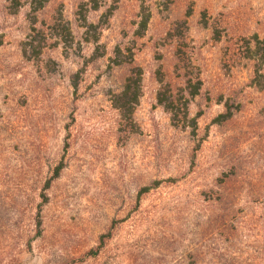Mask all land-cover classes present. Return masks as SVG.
I'll use <instances>...</instances> for the list:
<instances>
[{
	"label": "rangeland",
	"instance_id": "374dc122",
	"mask_svg": "<svg viewBox=\"0 0 264 264\" xmlns=\"http://www.w3.org/2000/svg\"><path fill=\"white\" fill-rule=\"evenodd\" d=\"M14 4L0 0V264H264V0ZM131 66L127 126L111 98ZM158 74L180 109L198 86L194 134L156 103Z\"/></svg>",
	"mask_w": 264,
	"mask_h": 264
},
{
	"label": "trees",
	"instance_id": "16d2710c",
	"mask_svg": "<svg viewBox=\"0 0 264 264\" xmlns=\"http://www.w3.org/2000/svg\"><path fill=\"white\" fill-rule=\"evenodd\" d=\"M13 4L15 3V0H9ZM28 3L29 8L33 13L40 11L43 9L45 4L48 2V0H26ZM19 5L14 4L15 8H18ZM149 13L145 11L143 8L141 9L140 16H139V22L135 31V35L138 37H141L146 30L147 24L149 22ZM92 27V26H91ZM62 30L64 31L66 36H69V30L66 27H62ZM259 43V42H257ZM261 54L260 58L256 61H258L260 66H264V46L262 45L261 48ZM121 51L119 49H116V59L114 60V65L120 66L123 63L132 64L131 58H128L126 61L119 60ZM259 66V68H260ZM260 70L256 71V75L258 77H262L261 74H259ZM141 76L142 72L141 69L138 67L131 66L129 69V73L127 77L124 80V83L120 89V91L116 94H114L111 98V105L112 107L118 112L122 122L127 126L133 125V113L135 108L137 107L140 97H141ZM158 82L161 84L160 90L158 91L156 95V103L161 106L169 115L172 125L175 127H179L180 123L188 124L189 127L192 129V133L194 134V131L196 129V117L189 118L188 115V103L189 99L193 98L198 93V86H190L189 91V99L185 100L182 105V109L178 107L177 101L172 96V93L170 92V89L163 85L162 78L158 74ZM73 87H76V84H73ZM231 117V112L229 107L226 109V112L224 114L219 115L216 118L217 122H223L228 120ZM57 173V172H56ZM148 191V188H144L141 190V193H144ZM36 225H40V221L37 220ZM101 247V246H100ZM99 251V248H97L95 251H91V256H96Z\"/></svg>",
	"mask_w": 264,
	"mask_h": 264
}]
</instances>
